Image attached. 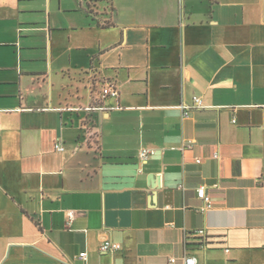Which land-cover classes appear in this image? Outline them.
<instances>
[{
    "label": "crops",
    "instance_id": "0c3cea01",
    "mask_svg": "<svg viewBox=\"0 0 264 264\" xmlns=\"http://www.w3.org/2000/svg\"><path fill=\"white\" fill-rule=\"evenodd\" d=\"M184 255L264 264V0H0V264Z\"/></svg>",
    "mask_w": 264,
    "mask_h": 264
},
{
    "label": "built area",
    "instance_id": "2783aa9c",
    "mask_svg": "<svg viewBox=\"0 0 264 264\" xmlns=\"http://www.w3.org/2000/svg\"><path fill=\"white\" fill-rule=\"evenodd\" d=\"M100 95L102 99L108 98V97H119L120 91L116 83L113 81H105L101 86ZM202 106V99L200 97L195 96L193 98V104H186L182 103L179 107L184 110V118H187L189 116V111L191 107H200ZM95 108H103L104 107H88V110L95 109ZM119 108V107H117ZM55 149L58 151L64 150V146L62 144L61 139H57L55 141ZM153 151L148 147H143L140 151V157L143 160H146ZM215 158H219V153L214 154ZM200 162V159L197 160ZM216 187L219 186V184H215ZM197 196L202 200V205L200 207L201 210L207 211L212 209L213 207V200L211 194H209L207 187L205 185H201L197 188ZM74 216L73 212L69 213V219L71 220ZM122 249V244L116 241H113L111 239H105L100 244V250L106 253H116ZM80 256L84 259L87 258V252H82ZM167 264H197V258L193 255H184L182 257L177 256H170L168 258Z\"/></svg>",
    "mask_w": 264,
    "mask_h": 264
}]
</instances>
